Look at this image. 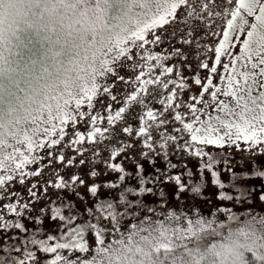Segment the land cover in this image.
<instances>
[{"label": "snow or ice", "instance_id": "obj_1", "mask_svg": "<svg viewBox=\"0 0 264 264\" xmlns=\"http://www.w3.org/2000/svg\"><path fill=\"white\" fill-rule=\"evenodd\" d=\"M171 60L179 63L169 64ZM181 64L190 75L184 74ZM184 93H189L186 99ZM112 102L121 105L114 115ZM150 102L162 106L160 115H173L183 126L176 131L188 136L161 132L168 121L148 108ZM185 104L186 111H179ZM101 109L106 117L100 115ZM125 113L139 121L138 130L127 124ZM188 113L191 122L184 119ZM104 120L113 127L124 122L118 131L134 141L142 138V148L149 151L139 154L153 165L150 153L167 159L169 142L179 151L193 145L235 146L264 157V0H220L215 9L209 8L208 0H0V264H264V216L239 219L230 214L229 219L237 221L233 228L199 214L176 228L148 215L139 218L113 211L107 217L99 215L96 223L78 225L74 204L61 200L59 207L37 210L33 200L26 202L10 190V183L24 185L25 177L41 175L38 169L24 171L44 159L33 155L38 149L72 148L86 141L98 145L103 142L100 138L111 139L105 136L110 128L98 126ZM154 132L159 140H154ZM241 143L246 147L241 149ZM133 147L131 142L121 143L111 149L109 159L116 160ZM85 150L74 149L81 156ZM45 154L52 156L51 151ZM194 154L204 162L197 169L199 182L191 184L160 169L158 175L145 177L135 160L134 174L125 172L120 163L106 161L109 170L121 173L119 182L132 175L138 182L121 189L118 202L125 209L142 208L139 199L127 197L154 194L148 185L163 184L165 179L175 183L177 199L181 193L195 199L203 193L206 171L219 189L217 200L240 203L256 186L241 188L235 182L259 179L257 199L264 204V160L242 174L225 169L230 173L225 184L217 162L203 147ZM57 158L62 165L73 164L63 154ZM169 167L177 165L169 162ZM186 174L189 179L193 176L190 170ZM52 176L45 184L58 190L74 192V185L85 184L79 175L65 179L54 171ZM102 186L115 189L120 184ZM37 187L33 183L27 189L35 201L40 199ZM100 187L93 183L87 191L95 197ZM159 195L163 201V191ZM62 208L68 214H62ZM113 208V201H101L95 213L87 211L95 215ZM35 211L50 212L48 219L60 222L58 236L41 240L35 234L26 236L28 228L21 221L33 219ZM130 215L137 222L130 221L125 234L119 226ZM103 219L111 227L97 229ZM33 222L43 223L39 217Z\"/></svg>", "mask_w": 264, "mask_h": 264}, {"label": "rangeland", "instance_id": "obj_2", "mask_svg": "<svg viewBox=\"0 0 264 264\" xmlns=\"http://www.w3.org/2000/svg\"><path fill=\"white\" fill-rule=\"evenodd\" d=\"M209 8L215 9L216 4L220 3V0H208ZM219 11V9H216ZM220 37H216L215 39H219ZM211 46V44L209 45ZM164 47V46H162ZM155 51H159V49H155ZM169 64L179 63L175 60L168 61ZM182 70L185 75H190L187 68H184L181 64ZM145 71L147 72V68L145 67ZM189 93H184L183 98H187ZM113 103V115L114 111L118 109L121 105L115 102ZM188 103H192V101L188 100ZM199 107V105H197ZM148 108H151L159 117V119H167V123L161 126L160 131L165 133L166 135H176V136H188L186 132H177V128L182 129V124L174 121L173 115H170L168 112H164L163 115H160L162 106L155 102L148 103ZM187 109V104H185L179 111L185 112ZM139 111V109H135ZM95 111V110H94ZM211 111V110H209ZM216 113H212L215 115ZM100 115L107 116L108 113L103 109L100 110ZM125 120L127 124L131 125L135 130H138L139 121L135 119H131L128 113L124 114ZM202 119H206V116H202ZM186 122H191V114L188 113L184 116ZM98 126L102 129L104 127H109L110 132L105 133V136H111V139H103L100 144H91L87 141L82 145H74L72 148H60L57 146L55 149H38L33 155L44 156V159L40 161L39 164H32L25 167L24 171L28 172L33 169H38L41 171L40 176H30L25 177V184L20 185L18 182L10 183V190H14L19 192V195L24 198L27 202L30 199L33 200L34 207L38 210L41 207H59L61 206V200L65 203H72L75 205L74 211L78 214V219L76 224L82 225L87 223H96L97 217L99 215H103L107 217L110 212L116 211L118 214H122L123 212L134 213V215L139 218L145 217V215L150 216L152 220H163L167 227H176L181 228L184 224L187 223V218L189 216L195 217L199 214H202L204 218H211L216 220L217 224L224 223L225 225H230L233 228L236 226L237 221L229 219L230 214H235L239 219H243L248 217L250 214H254L257 216H264V204H262L257 199V193L261 190V181L259 179L252 180H243L238 179L235 183L237 186L241 188H248L251 186H256L255 191L252 193L251 197L247 199H242V202L235 203L234 201H220L216 199V194L219 189L215 187L211 181L212 177L209 173L205 171L203 177L202 189L203 193L200 196H197L195 199L192 198L189 193H181L180 199L175 197L176 185L174 182H169L165 179L163 184H149V187H153L155 190L154 194L145 195L143 197L137 198L129 195L127 197L128 200H136L139 199L142 208L134 210L133 208L125 209L122 203L118 202V197L121 189L125 187H136L138 185L137 179L134 175L126 176L125 181L123 183L119 182L118 177L121 173H117L111 171L107 168V163H120L122 167L125 169V172L134 174L136 171V164L133 162L135 160L139 164L143 166V174L145 177L158 175L156 169H160L161 171H167L168 175L175 176L181 175L182 180L186 183L191 184L193 182H199V173L197 169L204 162L199 157H197L194 153L199 147H203V150L208 152L217 162L215 164L216 170L220 174V179L225 184H228L230 181V173L225 169L230 168L233 172L237 174H242L244 172L249 171L252 164L259 160H264V157L256 156L253 157L251 153L247 151H241L237 149L235 146L233 147H224V148H216V147H204L199 145H193L188 151H179L178 147L173 144V142H169V147L167 151L169 152V156L167 159L163 157V155H156L154 153H150L152 159L155 161V164L149 163V160L144 158L139 153L141 151H149L148 149L142 148V138L140 140H133L132 137H129L127 133L123 131H118V129H122L125 126L124 122H117L115 127L107 124L106 120L98 121ZM77 127L85 132V126L83 124L77 125ZM154 140H159V136L154 132L153 133ZM67 139V137H66ZM131 142L134 144V147L131 150H128L126 153L122 154L120 157H117L116 160H110L109 157L111 155V149L120 147L121 143ZM181 145L183 141L179 142ZM246 145L241 143L240 148H245ZM75 148L87 149L84 151L83 156L79 155ZM51 151L52 156L49 157L45 153ZM98 151L99 155H96L95 152ZM191 153V154H190ZM63 154L65 157V161L68 159H73L72 165L61 164L58 160V155ZM127 157V158H126ZM83 159L84 164H80L79 161ZM207 160V157L204 158ZM169 162L172 164H176L177 167L172 169L169 167ZM191 171L193 176L191 179L187 176V172ZM54 171H58L61 176L65 179H69L72 175L81 176L85 184L83 186L74 185L73 188L75 191L70 190H58L53 187L47 186L45 184L50 178H53L52 174ZM97 172L96 177H91L90 172ZM3 173L0 172V175ZM37 184L36 191L40 196L39 201H35L34 198H30L27 192V189L33 184ZM93 183L101 185L97 195L94 197L91 193L87 191L88 187H90ZM106 183H119V188H106L102 185ZM47 187V192L45 193L44 189ZM160 191H163L164 198L163 201L159 195ZM224 191L230 192L234 196L237 194L232 191L230 188L224 189ZM76 193L79 195L77 196ZM248 199L251 200V203H248ZM101 201H113L114 208L111 210L102 211L100 213H96L93 215L89 213L88 209H93L95 213L96 205ZM15 202V201H13ZM225 209L222 213H217V207ZM150 208L153 210V213H146L145 209ZM212 212L214 215L209 217V213ZM62 214H68L67 209L62 208ZM48 213H39L38 211L32 212L31 216L33 219H23L21 222L28 228V232L26 236L28 238L32 237L34 234L36 239H46L48 235H59L57 229L60 227V222L57 220L55 222L50 221L48 219ZM39 217L43 223H34L33 220ZM183 218V220H182ZM182 220V222H181ZM136 223L137 221L133 219L130 215L124 218L120 224V230L124 231L126 234V226H129V222ZM111 225L108 222V219L100 220L97 223V229L100 228H110ZM219 230V229H218ZM25 235V234H21ZM85 235L89 240L92 239L91 234L87 231ZM187 242V241H186ZM205 241L200 242V247L203 248ZM192 245L195 246V242H192ZM31 247V246H30ZM51 256L52 254H43ZM43 255H41V260H43ZM71 255V253H69ZM84 255V254H81ZM46 264V262H45Z\"/></svg>", "mask_w": 264, "mask_h": 264}]
</instances>
